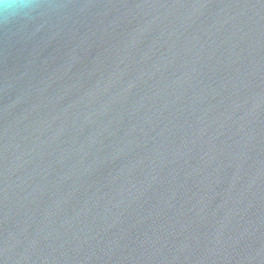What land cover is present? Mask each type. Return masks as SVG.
<instances>
[{
    "label": "water",
    "instance_id": "95a60500",
    "mask_svg": "<svg viewBox=\"0 0 264 264\" xmlns=\"http://www.w3.org/2000/svg\"><path fill=\"white\" fill-rule=\"evenodd\" d=\"M0 264H264V0H0Z\"/></svg>",
    "mask_w": 264,
    "mask_h": 264
},
{
    "label": "clouds",
    "instance_id": "9594fccd",
    "mask_svg": "<svg viewBox=\"0 0 264 264\" xmlns=\"http://www.w3.org/2000/svg\"><path fill=\"white\" fill-rule=\"evenodd\" d=\"M27 2H28V0H20V3H21V4H24V5H26Z\"/></svg>",
    "mask_w": 264,
    "mask_h": 264
}]
</instances>
